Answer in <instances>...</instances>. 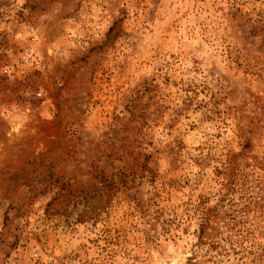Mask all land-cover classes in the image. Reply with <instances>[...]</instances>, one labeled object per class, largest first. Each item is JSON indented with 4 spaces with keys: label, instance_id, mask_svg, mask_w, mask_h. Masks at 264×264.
<instances>
[{
    "label": "rangeland",
    "instance_id": "obj_1",
    "mask_svg": "<svg viewBox=\"0 0 264 264\" xmlns=\"http://www.w3.org/2000/svg\"><path fill=\"white\" fill-rule=\"evenodd\" d=\"M0 264H264V0H0Z\"/></svg>",
    "mask_w": 264,
    "mask_h": 264
}]
</instances>
